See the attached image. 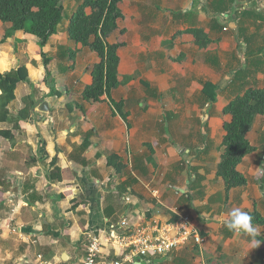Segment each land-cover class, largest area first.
Here are the masks:
<instances>
[{"label": "crops", "instance_id": "0c3cea01", "mask_svg": "<svg viewBox=\"0 0 264 264\" xmlns=\"http://www.w3.org/2000/svg\"><path fill=\"white\" fill-rule=\"evenodd\" d=\"M65 1L69 15L44 48L54 85L35 39L19 31L3 41L11 25L0 22V73L29 72L9 107L11 121L0 125L13 135L0 141V264H82L94 238L102 257L116 259L107 239L122 221L132 228L180 216L206 238L203 252L190 240L167 256L126 264H264V226L254 225L258 247L225 226L235 207L264 217V115L248 134L255 151L237 167L247 185L228 192L218 175L232 121L225 107L264 88V0H123L108 38L122 44L120 85L99 102L82 93L100 58L68 34L84 0ZM206 84L217 87L214 101ZM30 102L28 119L15 128Z\"/></svg>", "mask_w": 264, "mask_h": 264}, {"label": "trees", "instance_id": "16d2710c", "mask_svg": "<svg viewBox=\"0 0 264 264\" xmlns=\"http://www.w3.org/2000/svg\"><path fill=\"white\" fill-rule=\"evenodd\" d=\"M123 0H84L70 18L68 34L75 44H82L95 51L100 62L93 67V84L86 87L82 93L84 100L99 102L104 95L109 96L113 89L120 85L118 67L120 58L118 50L122 44H110L108 38L118 29V20L123 16L120 4ZM91 10L88 14L87 11ZM64 20L63 0H0V22L10 24L5 33L6 41L14 33L23 31L32 36L40 47V55L47 68L46 81L54 85L49 71L50 57L44 48L50 38L58 33V28ZM71 61L75 62L77 52L70 49ZM6 66V60L2 61ZM74 64L71 65V68ZM29 82V72L26 66L13 69L5 74L0 73V125L11 121L10 105L16 100V90L21 83ZM217 87L206 84L205 93L212 101L216 99ZM54 94H58L56 90ZM30 98H25V102ZM117 111L127 119L122 110V104L114 103ZM33 103L25 105L18 112L15 128L20 121L29 117ZM224 113L232 116V121L225 126L226 135L222 144V157L218 166V175L226 182L229 192L232 188L243 187L248 181L238 172L237 167L244 158L255 151L248 139L256 118L264 115V88L252 87L231 100ZM12 136V137H11ZM2 138H13L12 130L0 126V141ZM1 146V145H0ZM115 157L109 159V162ZM253 224L264 226V217L256 211L250 213Z\"/></svg>", "mask_w": 264, "mask_h": 264}, {"label": "built area", "instance_id": "2783aa9c", "mask_svg": "<svg viewBox=\"0 0 264 264\" xmlns=\"http://www.w3.org/2000/svg\"><path fill=\"white\" fill-rule=\"evenodd\" d=\"M121 228L122 230L118 232L116 230L111 232L107 239L113 249L119 251L116 259L102 257V242L94 238L82 264H126L136 256L148 259L154 256H167L190 240H193L203 251L206 242L200 231L196 227H191L190 220L186 216H180L175 223L163 224L154 220L148 225L132 228L127 221H122ZM38 264H42L41 258Z\"/></svg>", "mask_w": 264, "mask_h": 264}, {"label": "clouds", "instance_id": "9594fccd", "mask_svg": "<svg viewBox=\"0 0 264 264\" xmlns=\"http://www.w3.org/2000/svg\"><path fill=\"white\" fill-rule=\"evenodd\" d=\"M225 226L230 232H232L236 236L243 235L251 238V243L253 246L258 247L259 244L261 243V240L257 239V237L261 235V232L256 226H254L253 217L248 212L242 210L239 207L232 208L228 212L227 217L225 219ZM203 251H204V247H203Z\"/></svg>", "mask_w": 264, "mask_h": 264}, {"label": "rangeland", "instance_id": "374dc122", "mask_svg": "<svg viewBox=\"0 0 264 264\" xmlns=\"http://www.w3.org/2000/svg\"><path fill=\"white\" fill-rule=\"evenodd\" d=\"M70 3H71V1H69V0H66L65 1V4L67 5V7H69V5H70ZM69 9V8H68ZM69 14H67V12H64V17L66 18L67 16H68ZM64 18V19H65ZM264 19V18H263ZM1 30H2V28H1ZM33 46V44L31 43L30 44V47H28V50H26V52L28 53V58H30V59H32V57H33V51H32V49H31V47ZM68 55H69V52H68ZM23 90H24V84H22L21 86H20V89H19V91H18V100H17V102H21V100H22V95H23ZM14 105H17V103H14ZM15 108V107H14ZM10 109V108H9ZM13 109V108H12ZM11 109V110H12ZM15 113H16V110H15ZM13 124V123H12ZM14 125V124H13Z\"/></svg>", "mask_w": 264, "mask_h": 264}, {"label": "water", "instance_id": "95a60500", "mask_svg": "<svg viewBox=\"0 0 264 264\" xmlns=\"http://www.w3.org/2000/svg\"><path fill=\"white\" fill-rule=\"evenodd\" d=\"M38 105H39V104H37V106H38ZM40 105H41V107H40V110H41V111H44V112H45V111L48 110V108L44 107V105L47 106L45 101H40Z\"/></svg>", "mask_w": 264, "mask_h": 264}]
</instances>
